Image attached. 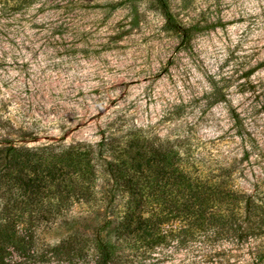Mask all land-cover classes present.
<instances>
[{
    "label": "rangeland",
    "instance_id": "rangeland-1",
    "mask_svg": "<svg viewBox=\"0 0 264 264\" xmlns=\"http://www.w3.org/2000/svg\"><path fill=\"white\" fill-rule=\"evenodd\" d=\"M168 1L190 41L153 0H0V147L93 145L98 163L88 199L51 220L19 221L20 192L0 182V229L16 221L31 234L10 248L12 264H96L102 227L131 200L102 160L117 149L97 144L124 146L132 132L178 150L193 174L264 198V0ZM231 230L150 249L127 237L114 264H264V235Z\"/></svg>",
    "mask_w": 264,
    "mask_h": 264
},
{
    "label": "trees",
    "instance_id": "trees-1",
    "mask_svg": "<svg viewBox=\"0 0 264 264\" xmlns=\"http://www.w3.org/2000/svg\"><path fill=\"white\" fill-rule=\"evenodd\" d=\"M153 1L165 18V26L179 34L183 42L190 41L192 27L180 24L169 1ZM131 134L124 146L111 139L97 144L101 149H117L118 160H102L111 176L125 186L131 200L122 221L115 226L106 221L102 227L96 264H114L118 243L127 237L150 249L180 236L183 242L214 231L222 235L226 228L232 229L233 235H264V198L193 174L182 164L184 159L178 150L155 147L140 132ZM85 146L0 147V182L17 188L24 205L19 221H25V213L31 221L51 220L52 208L60 211L72 198L88 199L91 192L87 188L95 178L98 163L93 145ZM13 223V227L0 229V264H12L10 248L23 249L31 237L19 226L17 231L16 221ZM62 248L59 244L53 247L54 251Z\"/></svg>",
    "mask_w": 264,
    "mask_h": 264
}]
</instances>
